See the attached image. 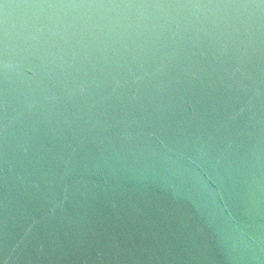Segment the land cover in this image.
Listing matches in <instances>:
<instances>
[{
  "label": "water",
  "instance_id": "1",
  "mask_svg": "<svg viewBox=\"0 0 264 264\" xmlns=\"http://www.w3.org/2000/svg\"><path fill=\"white\" fill-rule=\"evenodd\" d=\"M0 264H264V0H0Z\"/></svg>",
  "mask_w": 264,
  "mask_h": 264
}]
</instances>
